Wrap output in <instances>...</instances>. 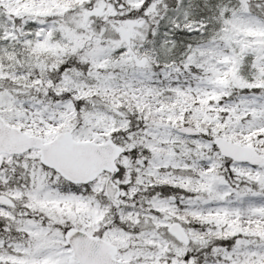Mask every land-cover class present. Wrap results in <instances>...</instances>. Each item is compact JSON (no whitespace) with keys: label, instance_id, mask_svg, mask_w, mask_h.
<instances>
[{"label":"snow or ice","instance_id":"obj_1","mask_svg":"<svg viewBox=\"0 0 264 264\" xmlns=\"http://www.w3.org/2000/svg\"><path fill=\"white\" fill-rule=\"evenodd\" d=\"M0 264H264V0H0Z\"/></svg>","mask_w":264,"mask_h":264}]
</instances>
